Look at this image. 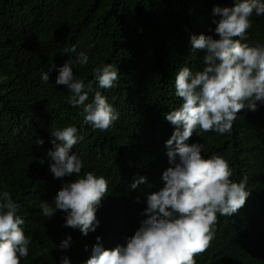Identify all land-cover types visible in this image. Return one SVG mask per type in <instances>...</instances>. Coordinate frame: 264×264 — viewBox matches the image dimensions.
Listing matches in <instances>:
<instances>
[{
    "label": "trees",
    "instance_id": "trees-1",
    "mask_svg": "<svg viewBox=\"0 0 264 264\" xmlns=\"http://www.w3.org/2000/svg\"><path fill=\"white\" fill-rule=\"evenodd\" d=\"M237 0H0V193L8 191L20 205L17 215L30 239L29 255L21 264H86L92 246L101 237L107 249L125 245L147 207V196L164 186L162 173L170 165L165 142L175 126L165 115L181 106L175 77L181 67L195 73L203 69L206 50H192V35L215 33L219 16L214 6L234 7ZM264 2V0H261ZM247 41L264 44V16L249 18ZM234 39H240L236 37ZM76 45V52L66 51ZM80 52L87 65L77 63ZM69 64L85 85L93 81L118 112L119 119L106 131L85 124L81 106L69 103L72 93L56 84L59 69ZM118 69L111 89H101L93 69L105 64ZM49 72L48 82L41 75ZM90 92L89 100L94 98ZM67 126L83 139L74 145L88 171L108 180V192L96 210L99 226L84 235L64 227L65 215L42 213L47 201L65 182L77 177L54 178L47 152L51 133ZM37 139L44 144L38 146ZM188 144L202 143V155H219L229 162L231 179L248 177L250 192L243 207L231 216L217 213L210 247L196 255V264H264V103L257 110L237 114L230 133L197 128ZM146 183L130 185L139 177ZM139 197V202H137ZM71 236L70 247L59 244Z\"/></svg>",
    "mask_w": 264,
    "mask_h": 264
},
{
    "label": "clouds",
    "instance_id": "clouds-1",
    "mask_svg": "<svg viewBox=\"0 0 264 264\" xmlns=\"http://www.w3.org/2000/svg\"><path fill=\"white\" fill-rule=\"evenodd\" d=\"M254 11L256 16H264V2L237 0L231 8L214 6L213 15L220 17L213 21L219 39L204 34L190 37L193 51L206 50L204 67L195 73L181 67L176 74L175 93L182 104L165 115L175 129L165 142L170 166L162 173L164 186L147 196V207L141 213L146 218L125 238L126 244L107 249L97 237L86 264H196L194 257L204 253L215 237L217 213L231 216L244 206L250 195L246 191L248 177L234 182L225 158H205L202 143L186 141L197 128L230 133L239 112L256 111L257 102L264 103V44L242 42L247 41ZM66 51L76 52V45ZM88 62V55L80 52L77 63ZM93 72L101 89L113 88L119 78L117 67L109 63ZM41 80L48 82L49 72H44ZM56 84L68 87L72 93L69 103L82 107L84 123L95 130L106 131L119 119V112L107 98L94 91L93 81L85 85L68 63L59 69ZM93 91L94 98L86 103ZM77 132V127L67 126L51 133L53 148L47 152L51 173L56 179L77 178L62 184L54 197L55 209L47 201L40 208L46 217L62 210L66 213L64 227L87 235L99 226L96 210L106 197L108 180L92 171L80 177L84 163L76 153L70 154L83 139ZM36 144L42 146L43 139H37ZM146 180L141 176L130 187L135 189ZM19 207L8 191L0 193V264H21V258L29 255L31 241L21 227L25 220L17 215ZM71 239H63L59 249H68ZM60 264H69V258L63 256Z\"/></svg>",
    "mask_w": 264,
    "mask_h": 264
}]
</instances>
